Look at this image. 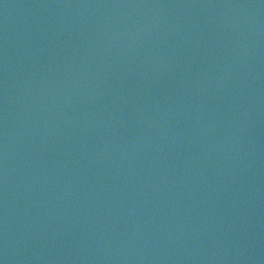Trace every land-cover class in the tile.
<instances>
[{
  "label": "water",
  "instance_id": "95a60500",
  "mask_svg": "<svg viewBox=\"0 0 264 264\" xmlns=\"http://www.w3.org/2000/svg\"><path fill=\"white\" fill-rule=\"evenodd\" d=\"M0 264H264V0H0Z\"/></svg>",
  "mask_w": 264,
  "mask_h": 264
}]
</instances>
